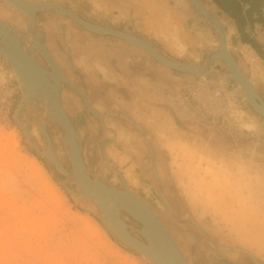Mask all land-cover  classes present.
Instances as JSON below:
<instances>
[{
  "label": "rangeland",
  "instance_id": "1",
  "mask_svg": "<svg viewBox=\"0 0 264 264\" xmlns=\"http://www.w3.org/2000/svg\"><path fill=\"white\" fill-rule=\"evenodd\" d=\"M56 1L91 23L130 32L177 61L203 65L216 49L215 33L185 0ZM51 11L40 13L37 24V29L45 28L50 37L54 25L44 22L53 17ZM128 12L140 19L137 29L130 18L118 20L119 13ZM60 16L68 25L86 31L72 19ZM8 18L24 29L15 13ZM51 39L48 42L54 53L53 43L59 50L60 41ZM226 40L250 76L247 62L239 56L246 52L236 49V41L227 30ZM245 59L256 64V58L245 55ZM8 68L0 60V264H149L111 234L89 200L80 201L71 195L44 156L16 127L13 114L21 93ZM170 71L175 76V92L167 105L145 110L146 115L137 119L116 110L147 131L150 147L145 134L124 119L116 117L123 125L110 127L102 121L105 161L100 123L80 103L78 94L62 85V103L81 138L85 163L107 185H126L146 202L190 263L193 252H198L209 262L231 264L223 251L227 247L248 264H264V117L241 99L232 80L218 82L208 76L195 86L197 77ZM208 72L221 75L226 69L216 61ZM250 77L264 95L259 78ZM183 91L207 121L182 101ZM75 96L80 108L68 100ZM21 119L44 148L32 123L40 121L38 113L31 109L29 114L25 108ZM47 122L54 150L69 169L63 130L54 119ZM129 223L136 226L131 219ZM193 233L202 237V243L190 247Z\"/></svg>",
  "mask_w": 264,
  "mask_h": 264
},
{
  "label": "water",
  "instance_id": "2",
  "mask_svg": "<svg viewBox=\"0 0 264 264\" xmlns=\"http://www.w3.org/2000/svg\"><path fill=\"white\" fill-rule=\"evenodd\" d=\"M0 1L14 11L28 16L30 22L33 21L32 19L34 17L36 18V22H31L32 24L28 25L25 32L20 31L12 23L0 20V59H3L9 66L8 74L17 83L21 93L20 102L13 114L16 127L22 131L30 146L38 154L44 156L59 181L71 193V195L80 201L89 200L94 205L97 214L106 228L125 247L138 253L149 264H190L189 260L186 259L180 247L175 242L170 231L166 229L158 215L146 202H143L141 198H138L139 196L134 192H131L126 185H124L123 188L107 185L87 167L82 155L83 145L81 138L62 103V98L60 96L61 89L59 88L61 82L55 80L49 72L50 69L53 70V65L57 67L56 62L52 57V62L49 61V64L44 61L46 66V69H44L36 63L34 58L32 59L34 55L32 54L33 46H31V43L33 41L34 33L39 31L37 29L39 14L47 11L46 9L56 11L57 8L55 5L50 4L51 6L42 8V5H44L43 3H46L42 2L29 3L30 7H27L22 3V1L27 3L26 0ZM188 4L192 9V12L201 16L206 25L212 29L216 36V49L208 56L203 65H195L171 59L150 45L146 40L130 32L102 25L99 27H105L107 30L104 32H98L91 28L89 22L80 16L74 15L73 12L71 13L64 9L66 12L65 14L63 12V14L68 16V18L70 17L73 19V22L78 23V25H82L84 28H89L92 32H95L100 36L106 35L119 40L122 39L131 45H138L137 43L146 45L147 47L142 48L149 53L151 55L149 56L157 63L166 64L170 70L197 77L198 81L194 83L195 86H200L202 81L208 76L214 77L218 82L232 80L237 85L241 99L248 104L252 111L263 117L264 100H262L257 91L252 78L246 74L242 66L238 64V61L229 50L224 26L213 12L200 0H189ZM93 27L95 28L96 26ZM216 61H221L223 64L225 63L227 65L228 69L225 68L226 73L229 70L233 79L228 77L226 73L219 75L208 72V68ZM59 78L63 79L62 84L67 85L78 94L85 108L95 116L94 110L89 106L88 100L84 96V92H82V89L80 90L79 86L76 85L77 83L74 85L70 80L63 78L62 75ZM239 83L243 86V91H245L250 97V104L239 89ZM48 91L51 92L52 95L49 94ZM42 98L45 101L44 103L40 101ZM182 101L197 112L204 121H207L204 119V116L200 113L199 109L191 105L185 91H183L182 94ZM25 108L28 109L29 114L31 109H33L39 115L40 121H33L32 123L38 129L44 141V148L39 146L31 131L21 119L22 112ZM44 115L54 118L56 123H58L63 130V147L69 163V169L66 168L54 150L52 139L47 130V123L44 120ZM106 115H112L124 119L131 125L140 129V131L145 134L146 141L150 147L148 133L144 128L136 124L124 114L118 113L117 111H107L99 117L95 116L99 120L102 129L100 142L102 147L101 155L104 161L106 158L103 151L102 118ZM209 122L214 124L212 121ZM65 141L68 147L64 145ZM115 173L118 175L116 171ZM130 219L135 222L136 226L129 223ZM157 229H159V233L157 232ZM157 235L161 238L165 237L167 239L169 250L165 247V249H163L167 255L163 253L159 241L156 238ZM168 254H170L172 260ZM255 263L260 264L257 261H255Z\"/></svg>",
  "mask_w": 264,
  "mask_h": 264
},
{
  "label": "crops",
  "instance_id": "3",
  "mask_svg": "<svg viewBox=\"0 0 264 264\" xmlns=\"http://www.w3.org/2000/svg\"><path fill=\"white\" fill-rule=\"evenodd\" d=\"M185 1L188 4L187 0ZM200 1L216 14L226 30L232 34L236 41V49L240 52L244 51L243 54L246 52L242 56L239 55L240 59L243 63L247 62L246 69L251 73L250 76L252 75L254 79L259 78V85L264 88V0ZM0 4L5 6L0 7V20L12 23L8 16L14 15L15 12L16 16L23 21L24 29L12 24L20 31L25 32L27 18L2 1ZM9 9L13 12L11 13ZM51 12L53 17L45 19L44 23H53L51 37L60 41L58 47L60 45L61 49L59 50H56V42L53 43L54 53L59 56V63H57L60 64L61 69L71 72L70 74L74 77H79L83 85L88 86L87 100L91 106L97 104V108L104 107L107 109L106 112L117 110L137 119L146 115L143 111L161 108L160 104L167 105L173 98L175 76L169 69H165L149 55L143 53L141 49L111 36L92 35L75 24L68 25L62 21L64 17ZM118 15L119 21L130 18L131 21L133 20L135 29L138 28L140 19L137 14L131 16V13L128 12ZM51 27L50 31H52ZM39 31L43 33L44 43L52 54V47L50 48L52 45L48 42L51 37L45 28ZM55 32L57 33L54 34ZM245 55L253 60L256 58V64H250L245 59ZM35 59L39 64H41L40 61L44 63L37 51ZM74 98L68 99L69 102L80 108V100L76 96ZM262 98L264 99V95ZM102 101H104L103 104H101ZM80 103L83 104L82 101ZM71 105L70 107L74 109V106ZM163 107L162 109H164ZM107 119L106 117L103 119L105 127L113 126V124L123 125L116 117L108 115Z\"/></svg>",
  "mask_w": 264,
  "mask_h": 264
},
{
  "label": "bare ground",
  "instance_id": "4",
  "mask_svg": "<svg viewBox=\"0 0 264 264\" xmlns=\"http://www.w3.org/2000/svg\"><path fill=\"white\" fill-rule=\"evenodd\" d=\"M27 1V3L26 2H23L22 1V3H24L25 4V6H27V7H30V5H29V3L31 4V3H42V1L41 2H35V1H32V0H26ZM49 1V0H48ZM43 1V2H46V3H43L44 5H42L43 7L42 8H44V7H47V6H51L50 4H53V5H55V7L57 8L56 9V11H54L55 13H57V14H60V15H64L65 14V12L66 11H64V9L65 10H68L69 12H73V11H71V10H69V9H67V8H64L62 5H60L59 3H57V2H54V1ZM189 0H187V2H188ZM24 6V7H25ZM46 10H51V9H46ZM53 11V10H52ZM63 12H64V14H63ZM73 14L74 15H76V16H78L76 13H74L73 12ZM23 15V14H22ZM26 18H27V20H28V23H27V28H28V25H30V24H32L31 22H36V18L34 17L32 20L33 21H31L30 22V18L28 17V16H26V15H24ZM65 16V15H64ZM66 17H68V16H66ZM70 18V17H69ZM71 19V18H70ZM73 20V19H72ZM85 20V19H84ZM74 21V20H73ZM87 21V20H86ZM87 22H89V21H87ZM76 23V22H75ZM78 24V23H77ZM89 24H90V26H91V28H93V29H95V30H97L98 32H104V31H106L107 30V28H105V27H107V26H105V27H99L100 25H97V24H94V23H91V22H89ZM79 26H81L83 29H85L86 31H89V32H91V33H93V34H95V35H99V34H96L95 32H92V30H90L89 28H84L82 25H79ZM93 26H96L95 28L93 27ZM103 26V25H102ZM104 36H106V35H104ZM43 39H44V35H43V33L42 32H40V31H38V32H35L34 33V35H33V41H32V43H31V46H33V55H34V57H32V59L34 58V60L36 61V59H35V53H36V51L38 52V54L42 57V59H43V61H46L48 64H49V61H51V57H52V59H54V57H53V55L51 54V52L49 51V49H48V47H47V45L44 43V41H43ZM122 40V39H121ZM127 42V41H126ZM138 45H135V44H132V45H134V46H136V47H138L139 49H141V50H143L144 52H146L143 48H145V47H147L146 45H144V44H142V43H137ZM43 46H44V49H43ZM217 46H218V41H217ZM143 47V48H142ZM152 47V46H151ZM153 48V47H152ZM147 53V52H146ZM43 56H42V55ZM148 55H150L149 53H147ZM151 56V55H150ZM54 61L56 62V64H57V67L55 66V65H53V70L52 69H50V73H51V75H52V77L55 79V80H59L61 83L59 84L60 85V89L62 90V81H63V79H60L59 77L62 75L63 76V78H66V79H68V80H70V82L71 83H73L74 85H75V82H73L63 71H62V69L60 68V66H59V64L57 63V61L54 59ZM52 62V61H51ZM36 63L37 64H39L37 61H36ZM53 64V63H52ZM41 67H43L41 64H39ZM161 65H163V66H165V67H167L168 68V66L166 65V64H161ZM224 66H225V68L226 69H228V67H227V65L224 63ZM44 69H46L45 67H43ZM227 75H228V77H230V78H232L233 79V77L230 75V72H229V70H228V72L226 73ZM43 80V79H42ZM42 82V81H41ZM43 84V83H42ZM238 86H239V89L241 90V92H242V94L244 95V97L246 98V100H247V102L250 104V97L248 96V94L245 92V91H243L244 89H242L243 88V86L239 83L238 84ZM242 86V87H241ZM80 88V87H79ZM61 90H60V96H61ZM81 90V89H80ZM82 91V90H81ZM83 92V91H82ZM48 93L49 94H51L52 95V93L51 92H49L48 91ZM39 94V93H38ZM84 96H85V94H84ZM261 96V95H260ZM86 97V96H85ZM262 98V97H261ZM43 99V98H42ZM42 99H40V101L42 102V103H44L45 101H44V99L42 100ZM262 100H264L263 98H262ZM90 106V105H89ZM91 107V106H90ZM92 108V107H91ZM93 110V109H92ZM94 112H95V116L96 117H99V116H101L100 114H98L95 110H94ZM264 117V116H263ZM49 119H54V118H52V117H47V120H46V123H48L47 121L49 120ZM55 120V119H54ZM56 122V121H55ZM58 124V123H57ZM77 131V130H76ZM64 145L66 146V147H68V145H67V143H66V141L64 142ZM65 151V150H64ZM132 192V191H131ZM134 194V193H133ZM135 195V194H134ZM138 198H140V197H138ZM142 200V199H141ZM144 202V201H143ZM146 204V203H145ZM135 207V206H134ZM135 209H136V207H135ZM141 210V209H140ZM138 211V210H137ZM161 221V220H160ZM162 222V221H161ZM162 224H163V222H162ZM164 225V224H163ZM165 226V225H164ZM166 227V226H165ZM167 229V228H166ZM168 230V229H167ZM157 232L159 233V229H157ZM157 239H158V241H159V244H160V246H161V248H162V250L163 249H168L169 250V244H168V241H167V239L165 238V240H164V238L162 239L159 235H157V237H156ZM162 244V245H161ZM165 247V248H164ZM163 253L165 254V255H167V253L163 250ZM168 256L171 258V256H170V254H168ZM168 256H167V259H168ZM171 260H172V258H171ZM190 264H192V263H190Z\"/></svg>",
  "mask_w": 264,
  "mask_h": 264
},
{
  "label": "flooded vegetation",
  "instance_id": "5",
  "mask_svg": "<svg viewBox=\"0 0 264 264\" xmlns=\"http://www.w3.org/2000/svg\"><path fill=\"white\" fill-rule=\"evenodd\" d=\"M33 1H43V0H33ZM53 1H56V0H53ZM56 2H58V1H56ZM59 3V2H58ZM62 5V4H61ZM4 5H2V4H0V7L2 8ZM64 6V5H63ZM5 7V6H4ZM65 7V6H64ZM66 8V7H65ZM9 11H11L10 9H9ZM13 11H11V13H12ZM15 13V12H14ZM52 13V12H51ZM41 19V18H40ZM52 54H53V56L55 57V59L57 60V62L59 63V61H58V59L59 58H57L58 56H56L53 52H52ZM38 59H40L39 58V56H38ZM40 63H41V65L43 66V67H45L46 68V66H45V64L42 62V61H40ZM60 65V64H59ZM62 70L65 72V74L68 76V77H70V79L72 80V81H74L75 83H77V85L82 89V91L84 92V94H85V96H86V98H87V92H88V86L86 85H83V82H81V80L79 79V77L77 78V77H74V75H69V74H67V71L65 70V69H63L62 68ZM188 82V81H187ZM257 91L259 92V94L263 97V95L261 94V92L257 89ZM103 102L104 101H102L101 102V104H103ZM89 103V102H88ZM83 105V104H82ZM89 105L91 106V104L89 103ZM97 104H95L92 108L96 111V112H98L100 115H103L106 111L105 110H107V109H105L104 107H102V108H97V106H96ZM84 106V105H83ZM85 107V106H84ZM94 107H96V108H94ZM89 112V111H88ZM90 113V112H89ZM91 114V113H90ZM92 115V114H91ZM94 117V116H93ZM96 119V121H97V123H98V125H99V120L97 119V118H95ZM102 121H103V119H102ZM170 218V217H169ZM165 221H167L168 223H169V219L166 217V219H164ZM191 237H192V240L190 241V243H189V245H190V247H192L193 246V244H197V243H202V237H200L199 235H196V234H191L190 235ZM203 243H205L204 241H203ZM215 245H217V244H215ZM224 246H221V248H223ZM224 250V253H225V259H226V261H229L231 264H248V262H247V259H245V258H243V257H240L239 255H237V253H235V254H232V252H230V251H228L227 250V247H224L223 248ZM192 258V263L193 264H215L214 262H209L208 260H206L205 258H203V257H200L199 256V254H198V252H193V254H192V256H191Z\"/></svg>",
  "mask_w": 264,
  "mask_h": 264
},
{
  "label": "trees",
  "instance_id": "6",
  "mask_svg": "<svg viewBox=\"0 0 264 264\" xmlns=\"http://www.w3.org/2000/svg\"><path fill=\"white\" fill-rule=\"evenodd\" d=\"M38 159H39V157H38ZM40 160V159H39ZM41 161V160H40ZM114 239V238H113Z\"/></svg>",
  "mask_w": 264,
  "mask_h": 264
}]
</instances>
